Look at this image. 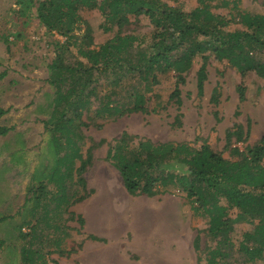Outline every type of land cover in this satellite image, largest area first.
Wrapping results in <instances>:
<instances>
[{
    "label": "rangeland",
    "instance_id": "obj_1",
    "mask_svg": "<svg viewBox=\"0 0 264 264\" xmlns=\"http://www.w3.org/2000/svg\"><path fill=\"white\" fill-rule=\"evenodd\" d=\"M169 4L187 13L198 5V0H171ZM208 4L212 12L227 18L230 12L235 13V8L222 5V0H211ZM236 4L241 11H264V0H238ZM18 8L16 0H0V107L5 110L0 115V127L8 128L0 135V264H23L20 248L28 237L21 239V234L29 233L30 228L22 221L30 215L34 204L32 191L40 185L48 197L69 198L72 192L74 197L87 192L84 199L70 206L64 201L57 207L49 203L46 219L37 226L40 237L34 240L35 246L42 248L45 264H54L53 261L56 264H205L203 259L198 261V256H203L200 250L213 245V241L205 233L206 218L193 211L185 193L168 185L165 192L153 196L130 195L118 171L105 158L106 151L125 131L137 139L152 142H186L192 146L205 142L231 159L229 150L223 146L225 132L234 123L242 125L244 135L247 134L244 142H232L239 151H243L246 144H254L264 132L263 81L253 72L241 77L234 67L225 60L214 59L211 53L206 61L203 92L198 94L196 71L202 60L197 54L185 74V82L178 83L180 105L169 99L176 85L175 73L170 69L158 71L157 84L146 89L145 94L151 97L147 112L100 118L92 112L97 104L92 101L93 105L83 109L81 114V120L87 125L71 130L83 158L91 146L90 163L81 172L86 188L81 190L76 182L74 168L80 161L74 158L73 171L66 176V182L62 181L65 186L61 185L62 192H59V185L50 177L59 174L58 155L70 149L66 147L65 136L55 132L63 146L57 150L51 125L46 123L53 114L55 91L47 77L55 49L66 37L40 24L33 7L24 15L15 13ZM80 16L82 24L90 27L96 44L115 33L113 28L103 31V17L98 8H83ZM129 20L132 23L125 25L122 31L140 35L144 37V45L149 44L152 26L148 18L129 15ZM241 27L231 22L225 29ZM82 28L85 29L84 24ZM63 57L64 63L84 61L72 46L64 50ZM239 85L244 88L242 101L238 98ZM90 86L102 93L114 87L113 78H95ZM214 87L220 91L216 104L210 101ZM123 100L129 103L124 97ZM177 114L179 124L174 123ZM236 213L235 209L229 210L232 218ZM256 221L250 218L234 223L235 248L242 234ZM89 234L100 240L89 239ZM196 234L200 237L199 250L194 248ZM59 236L66 242L63 253L56 251L53 243ZM230 260L234 264H264V249L252 262L245 261L239 252H234Z\"/></svg>",
    "mask_w": 264,
    "mask_h": 264
},
{
    "label": "trees",
    "instance_id": "obj_2",
    "mask_svg": "<svg viewBox=\"0 0 264 264\" xmlns=\"http://www.w3.org/2000/svg\"><path fill=\"white\" fill-rule=\"evenodd\" d=\"M169 1L16 0L19 8L15 13L24 15L33 7L40 24L48 31L54 30L66 37L65 42L55 49L47 77L55 91L53 114L46 123L51 125L57 150L60 151L63 146L55 132L65 136L66 147L70 149L62 156L58 155L59 174L50 177L54 184L59 185V192H62L61 185L65 186L62 181L66 182V176L69 177L73 171L74 158L80 161L78 167L74 168L77 172L76 182L81 190L86 188L81 172L90 163L91 146L83 158L80 147L71 137V130L75 126L80 128L87 125L81 120V114L83 109L93 105L92 101L97 102L92 112L100 118L135 111L147 112L151 97L145 94L146 89L150 90L157 84L158 71L170 69L175 73L176 85L169 99L180 105L178 83L185 82V74L197 54L201 55L202 60L196 71L198 94L203 92L207 78L206 61L211 53L214 59L225 60L234 67L241 77L249 72L255 73L264 86V11H241L237 8L238 0H222V5L235 8V13L230 12L227 18L210 10L208 1L211 0H198V5L187 13L169 4ZM83 8H98L103 17V31L113 28L115 33L96 44L90 27L83 23L85 29L82 28L80 10ZM129 15L148 18L152 26L149 44L144 45V37L140 35L122 31L125 25L132 23ZM231 22L241 25V29H225ZM70 46L84 61L64 63L63 52ZM101 76L113 78L114 87L99 93L90 83ZM123 79L129 82H120ZM237 90L238 98L242 101L243 86L239 85ZM219 95V89L214 87L210 101L218 103ZM123 97L129 103H124ZM4 112L0 107V115ZM214 115L216 117L217 112ZM87 118L90 120L89 116ZM174 123H180L179 114L175 116ZM7 131V127H0V135ZM246 137L242 125L238 123L225 132L223 148L229 150L230 159L205 142L200 146L186 142H152L137 139L135 135L123 131L115 144L109 145L105 158L118 171L130 195L153 196L165 192L168 185L185 193L193 211L206 218L205 233L213 241V245L200 250L203 256L199 255L198 261L203 259L205 264H234L230 257L234 252H239L244 255L245 261L252 262L264 249V132L254 144H246L243 151L232 146L233 141L244 142ZM60 167L66 169L62 171ZM67 169V174L62 175ZM42 191L43 185L33 189L34 204L29 211L30 217L22 221L28 223L30 228L29 233L21 234V239L28 237L20 248L23 264H45L42 262V248L35 246L34 240L38 237L37 226L47 217L49 203L53 202L57 207L64 201L66 206H70L87 196L86 192L74 197L75 193L72 192L69 198L59 195L48 197ZM230 209L237 210L233 218L229 215ZM250 218L257 221L242 234L235 248L233 225ZM87 237L100 240L93 234ZM199 239L196 234L195 249L199 248ZM53 243L56 251H66L64 238L56 237ZM53 263L56 264L55 261Z\"/></svg>",
    "mask_w": 264,
    "mask_h": 264
}]
</instances>
